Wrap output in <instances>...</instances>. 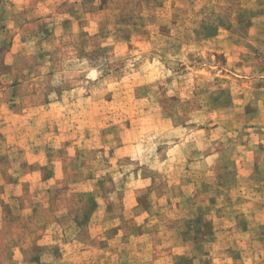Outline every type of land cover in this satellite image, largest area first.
<instances>
[{
  "label": "rangeland",
  "instance_id": "1",
  "mask_svg": "<svg viewBox=\"0 0 264 264\" xmlns=\"http://www.w3.org/2000/svg\"><path fill=\"white\" fill-rule=\"evenodd\" d=\"M0 264H264V0H0Z\"/></svg>",
  "mask_w": 264,
  "mask_h": 264
}]
</instances>
